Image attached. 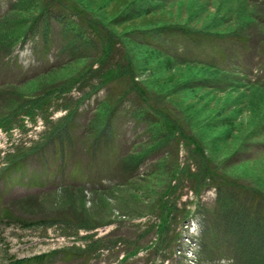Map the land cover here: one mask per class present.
<instances>
[{
	"label": "rangeland",
	"instance_id": "1",
	"mask_svg": "<svg viewBox=\"0 0 264 264\" xmlns=\"http://www.w3.org/2000/svg\"><path fill=\"white\" fill-rule=\"evenodd\" d=\"M18 262L264 264V0H0Z\"/></svg>",
	"mask_w": 264,
	"mask_h": 264
},
{
	"label": "trees",
	"instance_id": "2",
	"mask_svg": "<svg viewBox=\"0 0 264 264\" xmlns=\"http://www.w3.org/2000/svg\"><path fill=\"white\" fill-rule=\"evenodd\" d=\"M30 150H32L33 151V149H30ZM22 155V154H21ZM23 157H24V155H23ZM12 168H14V169H18V170H20V168H21V163H19V161L18 162H16V164L15 165H13V166H11ZM23 173V172H22ZM206 175V174H205ZM21 262H18L17 264H20Z\"/></svg>",
	"mask_w": 264,
	"mask_h": 264
}]
</instances>
